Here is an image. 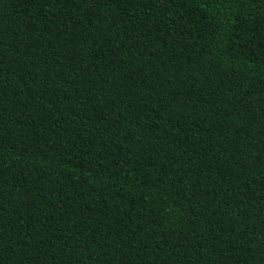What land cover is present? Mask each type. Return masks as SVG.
<instances>
[{
  "label": "trees",
  "instance_id": "trees-1",
  "mask_svg": "<svg viewBox=\"0 0 264 264\" xmlns=\"http://www.w3.org/2000/svg\"><path fill=\"white\" fill-rule=\"evenodd\" d=\"M0 264H264V0H0Z\"/></svg>",
  "mask_w": 264,
  "mask_h": 264
}]
</instances>
